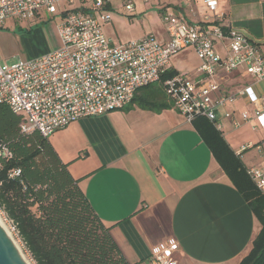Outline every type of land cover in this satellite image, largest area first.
Masks as SVG:
<instances>
[{
  "label": "crops",
  "instance_id": "0c3cea01",
  "mask_svg": "<svg viewBox=\"0 0 264 264\" xmlns=\"http://www.w3.org/2000/svg\"><path fill=\"white\" fill-rule=\"evenodd\" d=\"M157 3V10L136 5L128 19L121 12L112 14L103 32L106 25L111 29L142 19L143 30L128 40L151 33L163 43L168 40L162 19L166 14L208 26L205 16L211 13L202 0ZM215 13L223 15L221 24L243 33L264 52V0H219ZM215 46L225 54L222 43ZM198 65L189 46L172 55L169 70L197 79ZM219 75L227 94L244 85L264 93V79L241 69ZM167 102L159 112L133 106L81 117L48 139L129 264H150L151 248L166 242L178 243L177 264H238L249 253L260 222L192 123ZM255 108L248 97H236L217 109L221 136L235 154L245 143L260 146L242 153L245 167L264 164V134L252 129ZM244 111L251 122L232 127L225 114L239 119Z\"/></svg>",
  "mask_w": 264,
  "mask_h": 264
},
{
  "label": "built area",
  "instance_id": "2783aa9c",
  "mask_svg": "<svg viewBox=\"0 0 264 264\" xmlns=\"http://www.w3.org/2000/svg\"><path fill=\"white\" fill-rule=\"evenodd\" d=\"M218 1L202 0L211 13L205 16L208 26L189 22L179 14H166L162 18L166 42L147 33L113 43L103 32V25L112 19V0H0V25L8 18L45 21L59 15L56 28L62 42L59 50L18 58L11 64L0 63V103L23 117L22 132L37 130L49 137L81 117L127 106L138 89L160 81L169 70L173 54L192 46L199 60V77L176 73L162 82L172 107L187 121L205 118L220 131L217 109L236 97H248L256 105L252 129L264 134V93L257 94L251 85H244L230 95L218 83L219 74L237 69L256 80L264 79L261 46L228 24H221L223 15L215 13ZM120 4L122 14L131 18L136 9L134 1L120 0ZM216 43L224 45L225 54L216 49ZM225 117L234 128L251 122L245 111L239 119L231 113ZM251 147L260 149L258 144L245 143L237 154ZM0 155L10 156V152L2 147ZM246 173L255 188L264 193V164L248 166ZM177 250V242L153 246L150 264H177Z\"/></svg>",
  "mask_w": 264,
  "mask_h": 264
},
{
  "label": "trees",
  "instance_id": "16d2710c",
  "mask_svg": "<svg viewBox=\"0 0 264 264\" xmlns=\"http://www.w3.org/2000/svg\"><path fill=\"white\" fill-rule=\"evenodd\" d=\"M174 74L167 70L160 81L138 89L123 110L168 107L162 82ZM22 120L0 103V148L10 152L0 155V211L13 223L30 259L34 264H129L48 137L37 130L22 132ZM191 123L260 222L238 264H264V193L248 177L242 154L230 149L213 123L201 117Z\"/></svg>",
  "mask_w": 264,
  "mask_h": 264
},
{
  "label": "rangeland",
  "instance_id": "374dc122",
  "mask_svg": "<svg viewBox=\"0 0 264 264\" xmlns=\"http://www.w3.org/2000/svg\"><path fill=\"white\" fill-rule=\"evenodd\" d=\"M136 2L138 8L144 7L145 9L157 10V0H133ZM162 2V0H159ZM145 2H147L145 4ZM113 10L112 14L118 12L123 13L120 0H112ZM135 5V6H136ZM128 19L127 17H125ZM138 18V17H137ZM60 16L55 15L49 20H42L38 18L19 20L8 18L4 25H0V63L11 64L18 58L29 59L39 56L46 52H53L62 48V42L59 37L56 25L60 22ZM138 20V19H137ZM142 20V19H141ZM141 20H133L132 22H122L115 28L109 29L105 26L104 32L110 36L116 43L127 41L133 38L143 30ZM1 223L7 231L13 242L21 249L24 258L30 263L34 264L30 259L29 254L24 249V246L19 239L15 227L0 211Z\"/></svg>",
  "mask_w": 264,
  "mask_h": 264
},
{
  "label": "water",
  "instance_id": "95a60500",
  "mask_svg": "<svg viewBox=\"0 0 264 264\" xmlns=\"http://www.w3.org/2000/svg\"><path fill=\"white\" fill-rule=\"evenodd\" d=\"M0 264H28L11 237L0 225Z\"/></svg>",
  "mask_w": 264,
  "mask_h": 264
},
{
  "label": "bare ground",
  "instance_id": "6f19581e",
  "mask_svg": "<svg viewBox=\"0 0 264 264\" xmlns=\"http://www.w3.org/2000/svg\"><path fill=\"white\" fill-rule=\"evenodd\" d=\"M3 223H1V219H0V225H1V227L4 229V227H3V225H2ZM5 230V229H4ZM7 230V229H6ZM5 230V231H6ZM6 233H7V231H6ZM8 234V233H7ZM9 235V234H8ZM13 240V239H12ZM15 245H16V243H15ZM17 246V245H16ZM18 247V246H17ZM18 249L20 250V252H21V249L18 247ZM22 253V252H21ZM23 255V254H22ZM24 257V256H23ZM26 260V259H25ZM27 261V260H26ZM27 263L28 264H30L28 261H27Z\"/></svg>",
  "mask_w": 264,
  "mask_h": 264
}]
</instances>
